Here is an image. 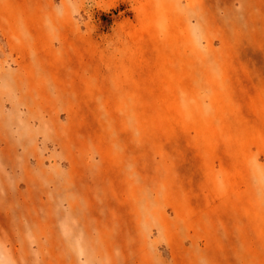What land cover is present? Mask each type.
I'll return each mask as SVG.
<instances>
[{
	"label": "rangeland",
	"instance_id": "374dc122",
	"mask_svg": "<svg viewBox=\"0 0 264 264\" xmlns=\"http://www.w3.org/2000/svg\"><path fill=\"white\" fill-rule=\"evenodd\" d=\"M0 264H264V0H0Z\"/></svg>",
	"mask_w": 264,
	"mask_h": 264
}]
</instances>
